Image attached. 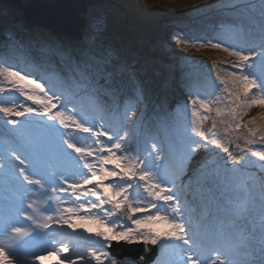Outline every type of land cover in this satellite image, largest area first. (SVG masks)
Returning a JSON list of instances; mask_svg holds the SVG:
<instances>
[{"label":"snow or ice","instance_id":"snow-or-ice-1","mask_svg":"<svg viewBox=\"0 0 264 264\" xmlns=\"http://www.w3.org/2000/svg\"><path fill=\"white\" fill-rule=\"evenodd\" d=\"M260 2L258 15L252 3L230 0L222 5L246 17V23L233 24L232 29L250 42L248 47L174 38L186 49H217L234 59L220 62L228 67L217 72L214 98L190 91L191 119L185 121L182 141L169 145L167 152L155 141L146 155L141 151L138 122L142 115H136L135 109L144 102V85L130 70L117 69L107 55L93 51L76 55L45 43L44 57L34 62L23 55L29 44L17 40L10 56H0V94L15 90L39 105L0 103V113L9 117L5 123L12 125L15 144L6 157L0 154V179L22 191V199L28 202L17 209V217L30 222L24 226L6 221L0 238L3 264L42 261L44 256L26 251L35 243L37 229L59 226L62 230L67 225L75 230L84 227L83 222L97 226L84 230L99 245L89 247L90 260L77 257L86 264H119L105 249L122 241L160 246L157 260L164 257L163 264H264V113L243 119L254 107L264 109V0ZM96 28L100 31L102 25L98 22ZM54 57L60 58L64 71L42 74L53 67L49 61ZM83 97L94 106L86 110L79 103ZM188 107L184 105L185 113ZM98 110L111 113L116 123L97 122ZM19 117L25 120L15 119ZM209 120L211 126L205 131ZM81 133L92 143L82 145L77 138ZM201 150L214 152L216 159L211 166L208 162L201 165L189 179L202 186L220 180L234 185L242 193L244 223L220 222L203 234H190L186 202L182 203L180 193L191 161ZM216 150L227 155L219 156ZM56 201L69 206L52 209ZM41 202L48 207H39ZM121 217L130 223H120ZM177 249L179 262L174 259ZM70 251L67 244H60L47 254ZM64 260L76 264L72 256H64L61 264Z\"/></svg>","mask_w":264,"mask_h":264},{"label":"trees","instance_id":"trees-1","mask_svg":"<svg viewBox=\"0 0 264 264\" xmlns=\"http://www.w3.org/2000/svg\"><path fill=\"white\" fill-rule=\"evenodd\" d=\"M90 1L93 5L88 7L84 16L82 40L75 42L45 30L27 27L22 14L0 0V56H10L11 45L17 40L29 44L28 51L23 55L34 62H40L44 57L42 46L45 43L60 45L76 55L85 51L107 55L117 69L130 70L144 85L145 113L140 127L149 141L145 140L143 149H149L148 142L160 136L168 143L167 152L169 145H173L174 130L178 133L179 143L182 141L180 120L191 118L190 91L214 98L213 94H218L217 72L228 67L220 62L234 59L217 49H186L174 38L222 41L245 48L250 46V42L235 33L232 25H239L241 21L246 23V17L222 7L230 0H195L191 5L189 0H130L135 13L117 0ZM237 3H252L255 6L253 12L259 14L260 0H237ZM147 7H151L152 11ZM98 22L102 25L100 31L96 28ZM49 63L53 67L42 74L64 71L59 57L52 58ZM214 63L217 65L215 68ZM232 70L229 68V71ZM186 104L189 107L185 113ZM261 113L264 109L254 107L243 119L248 121ZM210 126L211 120L206 122L205 131ZM240 143L243 145V137ZM216 152L220 156L221 151ZM209 153L213 156L211 161L216 159L214 152L204 151L198 158L192 159L188 176L206 162L211 166V161L208 158V161L205 160ZM218 162L221 164L222 161ZM192 184L193 189L180 193L182 203L186 202V213L208 210L217 224L234 218L232 205L236 199L242 198L234 185L220 180L215 185L202 186L194 179ZM244 216L245 213L237 218L240 223H244Z\"/></svg>","mask_w":264,"mask_h":264},{"label":"water","instance_id":"water-1","mask_svg":"<svg viewBox=\"0 0 264 264\" xmlns=\"http://www.w3.org/2000/svg\"><path fill=\"white\" fill-rule=\"evenodd\" d=\"M23 15V20L29 27H37L52 33L55 36L69 38L74 41L82 40V31L85 25V15L90 0H3ZM223 153L222 156H226ZM120 246H113L111 252L118 259L137 258L131 252L119 251ZM124 249V248H123ZM132 256V257H130Z\"/></svg>","mask_w":264,"mask_h":264},{"label":"rangeland","instance_id":"rangeland-1","mask_svg":"<svg viewBox=\"0 0 264 264\" xmlns=\"http://www.w3.org/2000/svg\"><path fill=\"white\" fill-rule=\"evenodd\" d=\"M118 2H120V3H122V4H124V5H127L128 7H129V9H130V11H131V13H135L136 12V10L134 9V7H133V5L130 3V0H117ZM190 2H189V5H191L192 3H194L195 2V0H189ZM25 2V0H23V3ZM147 10H149V11H152V8L151 7H147ZM190 109H191V107H190ZM141 110H143L142 112H141ZM135 112H136V115H142V118H143V116H144V113H145V110H144V104H138L137 106H136V109H135ZM136 118V116L134 115V116H132V119H135ZM191 119V118H190ZM190 119H187L186 121H190ZM140 125H141V121L140 122H138V130H140ZM184 125H185V121H182V120H180V126H181V131H183L184 130ZM128 126L129 127H131L132 125H131V121H129V124H128ZM142 131V130H141ZM140 132V131H139ZM140 134H141V136L142 137H144V141L145 140H147V141H149L148 140V138L147 137H145V135H144V133L143 132H140ZM175 135V136H174ZM173 136L176 138V144L175 145H178L179 144V136H178V133H176V130H174L173 131ZM153 141H155L156 143H158V144H160V145H162L163 147H164V149L168 146V143L167 142H164V139L162 138V137H160V136H156L155 137V139H153ZM153 141H150V142H148L149 143V145H151V143L153 142ZM174 145V144H173ZM243 146V145H242ZM148 150V149H147ZM143 153L144 154H146L147 153V151L146 150H143ZM200 153H203V150H201L200 152H198L195 156H194V158H198V156L200 155ZM207 158L210 160V159H212L213 158V156H212V154L211 153H209V155L206 157V159L205 160H207ZM254 160L256 159V158H253ZM208 161V160H207ZM211 161V160H210ZM256 168L258 167V165H256L255 166ZM236 188V187H235ZM238 189L236 188V191H237ZM238 192V194L240 193L241 194V196H242V193L240 192V191H237ZM22 196H23V194H22ZM33 198V197H32ZM241 198H239L238 200L236 199L235 200V202L233 203V207H234V214H233V216H235V217H239V216H241V214H243L244 213V209H243V207H242V205H241V200H240ZM234 217V218H235ZM49 241V240H48ZM26 251H28V250H26ZM28 252H30V251H28ZM48 258H46V259H43L42 261H46ZM37 261H40V260H37ZM41 261V262H42ZM0 264H3V261H1L0 262Z\"/></svg>","mask_w":264,"mask_h":264}]
</instances>
